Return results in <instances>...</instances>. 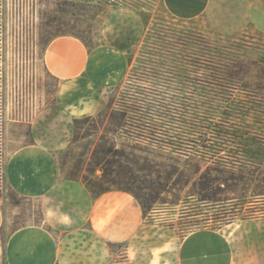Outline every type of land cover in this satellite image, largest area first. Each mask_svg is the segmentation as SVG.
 Listing matches in <instances>:
<instances>
[{"label":"rangeland","instance_id":"rangeland-1","mask_svg":"<svg viewBox=\"0 0 264 264\" xmlns=\"http://www.w3.org/2000/svg\"><path fill=\"white\" fill-rule=\"evenodd\" d=\"M63 36L84 45L104 81L92 115L62 110L44 65L45 46ZM87 116L96 122L73 123ZM32 143L66 163L61 177L89 176L93 150L113 147L130 161L110 157L107 187L130 190L148 218L181 234L264 233V0H207L193 17L163 0H0L2 241L42 223L39 201L4 182L9 155ZM101 176L99 166L90 177Z\"/></svg>","mask_w":264,"mask_h":264},{"label":"crops","instance_id":"crops-1","mask_svg":"<svg viewBox=\"0 0 264 264\" xmlns=\"http://www.w3.org/2000/svg\"><path fill=\"white\" fill-rule=\"evenodd\" d=\"M163 1L181 17L196 16L207 4ZM90 59L84 45L67 36L50 40L43 52L47 71L58 81V103L71 118L93 114L94 90L104 84L91 74ZM59 162L51 148L39 143L7 158L6 188L38 200L42 223L0 239V264H264V233L255 226L224 234L197 227L181 234L148 218L130 192L109 189L95 195L82 182L61 177ZM3 223L0 197V235Z\"/></svg>","mask_w":264,"mask_h":264},{"label":"trees","instance_id":"trees-1","mask_svg":"<svg viewBox=\"0 0 264 264\" xmlns=\"http://www.w3.org/2000/svg\"><path fill=\"white\" fill-rule=\"evenodd\" d=\"M117 111L115 110H110V114L109 116L114 118V115ZM120 114L122 112H119ZM92 122V123H95L96 122V119L95 117L93 116H87V117H84L82 119H74L73 120V123L76 125V124H80V123H83V122ZM110 123L111 125H113L114 127H117L119 126L120 124H118L117 122H108ZM117 123V124H116ZM78 135H74L73 136V142H76L78 141ZM65 153V152H64ZM63 153V154H64ZM111 156H114V157H119V156H122L123 158H125V156L123 154H119L118 151L114 150L113 147H104V148H99V149H95L93 150L92 154H91V166H92V170L90 171V174L89 176H82V177H79L78 176V171H67V178L70 179V180H81L88 188L89 190H91V192L95 195H98L100 193H103L107 190H109L110 188L107 187V185H109L111 183V181L109 180V175H110V169H111V166H112V163H113V160L112 158H110ZM127 159V161H130L129 158H125ZM61 168H65L66 167V163L65 162H59ZM101 168L102 170V176H101V179H96L95 177L94 178H91L90 176L93 175V171L96 167H99ZM89 172V171H88ZM113 189H121V190H124V191H127V192H130V190L128 189H124V188H120V187H115Z\"/></svg>","mask_w":264,"mask_h":264}]
</instances>
